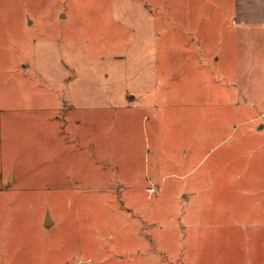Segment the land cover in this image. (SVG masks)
Returning a JSON list of instances; mask_svg holds the SVG:
<instances>
[{
    "label": "rangeland",
    "instance_id": "obj_1",
    "mask_svg": "<svg viewBox=\"0 0 264 264\" xmlns=\"http://www.w3.org/2000/svg\"><path fill=\"white\" fill-rule=\"evenodd\" d=\"M253 9L0 0V264H264Z\"/></svg>",
    "mask_w": 264,
    "mask_h": 264
},
{
    "label": "crops",
    "instance_id": "obj_2",
    "mask_svg": "<svg viewBox=\"0 0 264 264\" xmlns=\"http://www.w3.org/2000/svg\"><path fill=\"white\" fill-rule=\"evenodd\" d=\"M246 4L247 3H245V5ZM249 6H250V4H249ZM253 8H255V9H253V20L254 21L260 20V18L264 17V0H253ZM158 45H161V42H159ZM154 56H155L154 57L155 61L161 60V55L160 56L157 55V57H156V53H155ZM48 220H49V218H48Z\"/></svg>",
    "mask_w": 264,
    "mask_h": 264
},
{
    "label": "water",
    "instance_id": "obj_3",
    "mask_svg": "<svg viewBox=\"0 0 264 264\" xmlns=\"http://www.w3.org/2000/svg\"><path fill=\"white\" fill-rule=\"evenodd\" d=\"M48 222H49L48 216H46V218H45V224H47Z\"/></svg>",
    "mask_w": 264,
    "mask_h": 264
}]
</instances>
